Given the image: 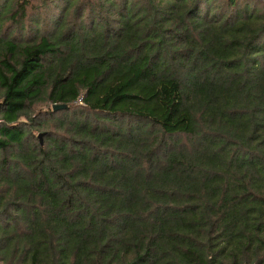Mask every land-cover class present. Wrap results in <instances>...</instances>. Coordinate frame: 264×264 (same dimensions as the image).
Returning <instances> with one entry per match:
<instances>
[{
    "label": "trees",
    "instance_id": "obj_1",
    "mask_svg": "<svg viewBox=\"0 0 264 264\" xmlns=\"http://www.w3.org/2000/svg\"><path fill=\"white\" fill-rule=\"evenodd\" d=\"M0 264H264V0H0Z\"/></svg>",
    "mask_w": 264,
    "mask_h": 264
},
{
    "label": "rangeland",
    "instance_id": "obj_2",
    "mask_svg": "<svg viewBox=\"0 0 264 264\" xmlns=\"http://www.w3.org/2000/svg\"><path fill=\"white\" fill-rule=\"evenodd\" d=\"M36 5H39V2H35ZM47 7H43L42 11H40L42 17L40 18V23L37 26L36 30L33 26V24H29V21H25L23 24V30L22 33H19L20 36H23V39H28L31 37H34L35 35H43L47 34L48 32L53 30V22L55 17L52 15V12L47 11ZM16 29V33H18ZM79 104V102H77ZM51 105L50 104H43V102H40L34 106L35 110L42 109V111H45V109H48ZM38 120V119H37ZM37 132V131H36ZM38 135V134H37ZM39 138V137H38ZM43 139V136L41 137V141Z\"/></svg>",
    "mask_w": 264,
    "mask_h": 264
},
{
    "label": "water",
    "instance_id": "obj_3",
    "mask_svg": "<svg viewBox=\"0 0 264 264\" xmlns=\"http://www.w3.org/2000/svg\"><path fill=\"white\" fill-rule=\"evenodd\" d=\"M68 107V104H65V103H62V104H53L52 105V109L53 110H60V109H64V108H67ZM44 133H39L38 134V137H39V140L41 142V137Z\"/></svg>",
    "mask_w": 264,
    "mask_h": 264
}]
</instances>
